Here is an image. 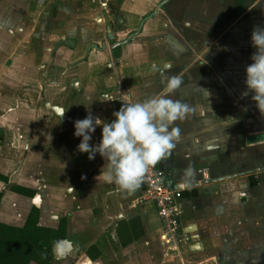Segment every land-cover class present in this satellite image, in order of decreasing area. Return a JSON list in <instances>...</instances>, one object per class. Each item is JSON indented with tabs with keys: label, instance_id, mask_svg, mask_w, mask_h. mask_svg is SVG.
I'll list each match as a JSON object with an SVG mask.
<instances>
[{
	"label": "crops",
	"instance_id": "crops-1",
	"mask_svg": "<svg viewBox=\"0 0 264 264\" xmlns=\"http://www.w3.org/2000/svg\"><path fill=\"white\" fill-rule=\"evenodd\" d=\"M256 25L264 0H0V222L22 226L32 205L41 226L64 219L70 249L52 264H264V115L242 97ZM173 75L168 95L195 110L158 162L190 236L177 252L143 184L107 182L74 135L89 113L114 120L119 96L166 94Z\"/></svg>",
	"mask_w": 264,
	"mask_h": 264
},
{
	"label": "clouds",
	"instance_id": "clouds-1",
	"mask_svg": "<svg viewBox=\"0 0 264 264\" xmlns=\"http://www.w3.org/2000/svg\"><path fill=\"white\" fill-rule=\"evenodd\" d=\"M251 43L256 51L251 55L253 63L246 67L247 90L242 97L254 93L251 98L264 115V27L254 26ZM153 70H158L156 65ZM181 84L179 76L168 77L166 94L122 103L113 113L115 119L111 122L91 113L84 119H77L74 135L82 137L78 151L87 153L90 160L99 153L106 161L105 180L117 185L121 191L135 192L141 187L149 168L170 154L179 142L181 130L175 126L176 122L185 121L195 111L188 103L168 95ZM228 119L236 122L233 117ZM97 127H102V139L93 146L90 141Z\"/></svg>",
	"mask_w": 264,
	"mask_h": 264
},
{
	"label": "trees",
	"instance_id": "trees-1",
	"mask_svg": "<svg viewBox=\"0 0 264 264\" xmlns=\"http://www.w3.org/2000/svg\"><path fill=\"white\" fill-rule=\"evenodd\" d=\"M0 180L8 185L7 176L0 174ZM26 192L24 188L10 187ZM2 192L0 191V198ZM65 220L61 219L56 228L38 224V208L32 205L22 226H11L0 222V264H50L52 245L63 238ZM90 249H95L90 246Z\"/></svg>",
	"mask_w": 264,
	"mask_h": 264
},
{
	"label": "built area",
	"instance_id": "built-area-1",
	"mask_svg": "<svg viewBox=\"0 0 264 264\" xmlns=\"http://www.w3.org/2000/svg\"><path fill=\"white\" fill-rule=\"evenodd\" d=\"M125 93V92H123ZM122 92L120 94H123ZM122 103L128 102L125 97H118ZM144 194L142 198L152 202L153 209L161 219L159 238L166 249L177 252L181 243L188 242L189 234L180 231L181 209L178 204L180 189L170 183L158 163L150 167L145 175Z\"/></svg>",
	"mask_w": 264,
	"mask_h": 264
},
{
	"label": "water",
	"instance_id": "water-1",
	"mask_svg": "<svg viewBox=\"0 0 264 264\" xmlns=\"http://www.w3.org/2000/svg\"><path fill=\"white\" fill-rule=\"evenodd\" d=\"M124 42V41H123ZM36 202V198H33ZM70 249V244L65 238L58 239L52 246V253L55 259H61L68 253Z\"/></svg>",
	"mask_w": 264,
	"mask_h": 264
},
{
	"label": "flooded vegetation",
	"instance_id": "flooded-vegetation-1",
	"mask_svg": "<svg viewBox=\"0 0 264 264\" xmlns=\"http://www.w3.org/2000/svg\"><path fill=\"white\" fill-rule=\"evenodd\" d=\"M44 227H45V226H44ZM50 228H51V227H50ZM59 239H61V238H59ZM57 240H58V239H57ZM57 240H56V241H57ZM56 241H55V242H56ZM55 242H54V243H55ZM54 243H53V244H54ZM52 246H53V245H52ZM54 260H59V259H55L54 256H53V253H52V261H51L50 264H52V262H53ZM30 264H32V262H31Z\"/></svg>",
	"mask_w": 264,
	"mask_h": 264
}]
</instances>
